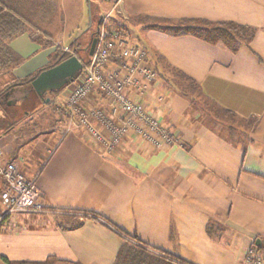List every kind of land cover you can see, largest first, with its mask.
<instances>
[{
  "label": "crops",
  "instance_id": "crops-1",
  "mask_svg": "<svg viewBox=\"0 0 264 264\" xmlns=\"http://www.w3.org/2000/svg\"><path fill=\"white\" fill-rule=\"evenodd\" d=\"M113 3V19L125 29L131 17L149 15L233 21L256 31L231 52L191 35L145 29L158 76L144 103L174 136L171 144L126 137L101 148L83 127L64 132L62 111L61 120L49 97L20 123L0 128L4 160H15L34 181L44 208L12 214L0 224V256L112 264L122 243L136 236L190 264H243L247 249L264 243V0ZM132 32L125 30L128 42ZM39 33L11 39L22 61L1 74L0 88L48 62L54 49L39 42ZM156 60L195 80L200 94L179 93L160 75ZM27 96L28 90L2 96L0 119L8 107L10 114L20 112ZM64 96L55 104L62 105ZM83 104L107 108L98 94Z\"/></svg>",
  "mask_w": 264,
  "mask_h": 264
},
{
  "label": "built area",
  "instance_id": "built-area-1",
  "mask_svg": "<svg viewBox=\"0 0 264 264\" xmlns=\"http://www.w3.org/2000/svg\"><path fill=\"white\" fill-rule=\"evenodd\" d=\"M109 16L110 12L100 17L92 54L86 60L80 59L83 76L64 93L62 105L56 107L65 119L64 132L83 127L101 148H111L126 137H139L156 146L171 144L174 136L144 103L157 77L147 52L143 47L130 44L119 28L109 26ZM95 94L107 100V108L83 104ZM162 99V96L157 97L158 101ZM0 180L3 183L0 224L12 214L44 211L39 200L40 190L22 173L15 160H4L2 145ZM243 264H264V251L250 246Z\"/></svg>",
  "mask_w": 264,
  "mask_h": 264
},
{
  "label": "trees",
  "instance_id": "trees-1",
  "mask_svg": "<svg viewBox=\"0 0 264 264\" xmlns=\"http://www.w3.org/2000/svg\"><path fill=\"white\" fill-rule=\"evenodd\" d=\"M29 1L35 2V7L33 9L27 6ZM37 5H39V3L36 0H0V76L2 73L13 68L22 61V58L15 51H13L9 45L11 39L15 38L16 36L24 32L38 31L40 32L38 35L39 42L42 43L43 46L49 47V45H47V43H45L43 40L49 38L50 36L47 32L42 31L41 27L37 26L34 18L31 17L33 14L34 17L38 16L37 14L39 12L36 10ZM41 6L43 7V5ZM90 7L91 6H89V8ZM112 19L113 18L110 17L108 20L109 26L117 27L123 33H125V26L122 23H118ZM135 19L144 29H156L170 35H191L210 44H222L231 52H236L241 45L248 44L256 31L254 27L238 24L233 21H211L204 18H163L149 15H137ZM94 34L95 33L91 35L90 41ZM88 43L89 41L87 44ZM75 46L76 40L73 41L72 44L69 43L67 49L56 47L52 54H50L48 62L43 67L39 68L34 73L25 76L24 78L11 80L2 88H0V98L6 93L7 95H10V93L14 90H28V96L22 103L20 112L18 111L16 113L10 114L6 111L9 107L5 110V115L11 120L9 123H6V116L0 119V128L2 130L6 131L16 123H20L21 120H24L39 105L43 103V100L46 97H49L50 100L53 101L52 103L55 105V107L58 106L57 103L55 104V97L60 93L61 90L49 91L43 96H39L33 90L31 82L42 70L47 69L73 55L81 60H86L89 56L88 48L85 49L82 54H79ZM156 62L159 65L160 75L164 76L166 82L175 87L179 93L188 97L200 94L199 85L195 80L168 63H159V60H156ZM153 68L155 69L158 76V70L155 67ZM58 111L60 112V110ZM83 213L84 215L86 214L85 211ZM91 213L92 217L98 216L94 212ZM100 219L105 220L104 218ZM77 222L78 219H74V223L72 225L76 224ZM256 248L258 250L264 251V243L257 245ZM0 257L4 264H80L78 261L63 260L55 256H48L44 260L40 261L9 260L4 256ZM112 264L190 263L179 257L171 256L165 251L149 248L147 244L139 240L136 236H130L129 240L124 241L119 247L115 260Z\"/></svg>",
  "mask_w": 264,
  "mask_h": 264
},
{
  "label": "rangeland",
  "instance_id": "rangeland-1",
  "mask_svg": "<svg viewBox=\"0 0 264 264\" xmlns=\"http://www.w3.org/2000/svg\"><path fill=\"white\" fill-rule=\"evenodd\" d=\"M36 1L39 3V5L36 7V10H38L39 13L37 14L38 16L34 17L33 14L31 17L34 18L37 26L41 27L42 31L49 33L50 36L43 41L47 43V45H49V47H51L53 50L56 47L67 49L68 44H72L73 41L76 40L75 47L77 48L79 54H82L83 51L89 47L91 35L96 31L100 16L108 13V11H110L114 5L113 0H92L90 3V8L88 3L89 0ZM99 1L101 4H98ZM41 5H43V7ZM27 6L33 9L35 7V2L29 1ZM117 10L118 6L114 5L113 9L110 11L111 13L109 18L115 17ZM46 26L48 30H46ZM140 26L141 25L138 23L135 17L128 19L126 30L130 33L133 31L129 43L143 47L147 51L148 55V52L150 53V49L148 48L147 42L144 39L145 29H143L142 26L141 28ZM88 41L89 43L87 44ZM82 76L83 71L76 81L69 83L60 91V94L55 97V101L61 100L64 93L72 88ZM56 98H58V100ZM53 112L55 113L56 117L61 119L57 108H54ZM56 122L57 125H60L58 121ZM0 228L3 230L2 226ZM0 264H4L1 257Z\"/></svg>",
  "mask_w": 264,
  "mask_h": 264
},
{
  "label": "water",
  "instance_id": "water-1",
  "mask_svg": "<svg viewBox=\"0 0 264 264\" xmlns=\"http://www.w3.org/2000/svg\"><path fill=\"white\" fill-rule=\"evenodd\" d=\"M94 44L95 37L93 36L88 47L89 55L92 54ZM82 67L81 60L73 55L42 70L31 82V86L39 96H43L49 91L61 90L78 77L82 71Z\"/></svg>",
  "mask_w": 264,
  "mask_h": 264
}]
</instances>
